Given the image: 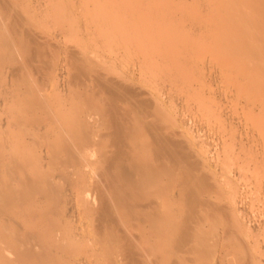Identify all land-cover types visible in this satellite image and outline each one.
<instances>
[{
  "label": "bare ground",
  "instance_id": "1",
  "mask_svg": "<svg viewBox=\"0 0 264 264\" xmlns=\"http://www.w3.org/2000/svg\"><path fill=\"white\" fill-rule=\"evenodd\" d=\"M84 1L85 0H83V2ZM230 1L231 0H229L228 2ZM254 1L251 0V3L254 2L253 4H255L256 0ZM235 3H237V1ZM250 6L251 5H249V7ZM252 7H250L251 10ZM82 9L83 8H81V10ZM254 14L257 16V13ZM261 19L264 20L263 17ZM231 20L234 19L231 18ZM231 25L232 24H230L229 27ZM233 26L234 25H232V27ZM2 28H5V26ZM227 31L230 32V30H225V33H228ZM225 33L222 34L224 36L221 35L222 38L226 36ZM236 33L234 34L236 35ZM230 34L232 33L230 32ZM34 36H29L28 40L24 39L23 41L26 44L21 41V43H23V45H21V48L24 54L20 62L16 61L17 58L13 55L14 51L13 53H11V51L9 50L10 48L4 46L3 39L1 40V37L0 44L2 43L3 47L5 48L1 46L3 49L0 50V52L2 51L3 53L2 57H7L10 61L15 58V61L17 62H15V66H12L10 68L11 74H9L8 72V79L10 78V75L12 76L11 79H16L15 76H17L18 80L21 79V82L23 83L22 86L25 85V87L23 86L22 88L23 93L27 92L29 93V95H32V90L34 89V91H36L35 93L37 94H35L34 97L38 96L39 98H43L46 96H43V91V94L38 92L39 89L36 85L35 80L32 79L33 76L29 78L24 74L25 72L23 73L24 69L26 70V72L31 71V69L28 70L32 67H29V62L33 60L35 61L36 58L42 55L40 43L34 39L36 38V36ZM27 37L28 35L24 38ZM222 40L224 39H221V41ZM234 41L236 40L234 39ZM224 43L220 44V48ZM51 48L52 47H50V49ZM226 49L228 48L226 47ZM247 49L248 48H246V50ZM241 50L242 48L240 49V51ZM50 51H52V49ZM230 51L231 49L227 50L228 53H230ZM234 51L232 50V52ZM47 52H49V50H47ZM219 52L223 53L221 52V50ZM8 53H10L11 55H8ZM74 55L72 53V56ZM70 58H72L73 60V57H69V59ZM82 58L83 56H81V60ZM2 60L4 59L2 58ZM81 60L75 58L72 61L73 63H71L73 67L78 70V73H88L86 74V76L89 75L90 79H92L90 80L93 81L92 89H95L96 93L97 91L103 92H101V94H104L105 103H103L101 107H99L100 103H97L98 107L96 106L95 109L91 108V106L89 108V105L84 104V107H82L85 109L86 107H88L89 109H91V111L88 110L90 111L88 112L87 110H84L85 112L76 113L74 110V114L73 110L69 108H71L72 106L75 107V105H72L70 107L71 104H69V108H67V110L69 109V111L71 110V112L60 113L62 111V107L59 112L55 113L57 108H54L55 110L53 109L54 111L52 110V112L46 111L50 106L48 104V106L46 104H43V110L33 111V108L30 109L32 106H29L32 104L28 103V105H26L23 101L25 99L22 100V98L20 99L17 95L19 100L17 103L16 100L14 103L16 105H13L12 107L14 109H20L23 105L24 107L26 105V107L29 106V109L27 107L28 111L24 112L23 114L20 110H16L14 112L8 111L3 119L0 118V264H100L98 258L102 257L103 255L106 256L108 253H110L109 249L113 244H111V247L109 248V245L107 243L109 241H114V243H117V246L119 245L120 247V249L118 248L120 253L117 249V254L120 255L121 259L116 264H134L146 250L142 248L145 245L143 237L147 238L146 245H148L147 241H150L148 242L149 248L145 246L148 250H150V252L146 250L147 254L148 252L150 253V256L148 255V257L145 255L149 258L147 259L148 261H144V259L141 258L140 261H137L141 262L143 260V262H146V264H256L252 257H248V248L245 245L241 246V242L238 241L240 240V237H248V234H240L239 236L238 234L236 235V232L233 231L234 229H237L236 227L242 225L240 223H237L239 221H242V219L237 221L236 216L237 219H239V214H237L236 212L233 213V211L232 213H229L227 209V207L229 208L231 206V198L226 195V193L229 194L232 189V187L230 186V181H232L233 179L229 180L231 178L229 175H231L232 173L231 168H229L230 171L227 173L226 169H228V167H223L224 169H221L220 163L217 162L218 165L217 163L215 165L216 167L220 166L219 168L221 169V172H218L219 170L217 171L216 169L217 172H213V177H209L207 175L209 172L208 168L210 169L211 167L208 164V161H220L218 159H220V151H222L221 148L223 147V140H220L221 143L219 142L221 148L219 147V149L215 150L213 154L211 152L212 155L205 154L211 149L213 151L212 145V148H210V150L208 151V149H203V147L202 149H200L201 147L196 143L198 150H204L205 152L202 151L201 153L204 156H201L202 154H198L199 151L196 152L197 150L195 149L194 152L197 153V156L199 155V158H195L197 156H195V153L193 155V150L190 146V143L192 141H188V139L190 140L194 136L188 134V136L190 137H186V139H183L187 144L185 145L182 140L177 138L179 137L177 130H169V128L171 127L162 123V121L164 122L165 119L161 120L162 116H158L159 114L153 112V109L154 111L158 110L155 106H158V108L161 107V105H156V103L159 104V100L156 102V99H154V95L153 97L152 94H149V99H146L145 97L143 98L142 93L138 88H135V86L132 85L124 84V80L128 79L129 77H123L124 79L122 80L115 79V77L112 78L109 74H107V72L96 70L97 68L95 66L86 67L84 64H82ZM172 61L175 60L173 59ZM109 65L111 66V64ZM262 65L264 66V63ZM50 66H52V64ZM170 66L167 67L168 70L170 69ZM247 67H249L248 64ZM263 69L264 67L261 70ZM73 70L74 72H76L75 69ZM250 70L253 69L250 68ZM31 74L35 75L34 73ZM27 75L30 76V74ZM166 79H168V77ZM9 82H7V84H9ZM12 82L10 84H12ZM38 82L39 81H37V84ZM144 93L147 95L146 92ZM156 96L158 97L159 95ZM166 96L167 95H165V97ZM6 98L7 96H2L0 101V110L3 108L5 110L8 109ZM3 99H5L6 101H3ZM46 99L47 98H44L43 100L46 101ZM150 99L155 100V105L152 103V101H150ZM167 100L168 97L166 98V101ZM39 101L36 102L35 100L33 104H36ZM95 103L96 102H94V104ZM36 105L39 106V104ZM44 106H46V110L45 108H43ZM37 108L38 107L34 109ZM257 110L259 111L258 107ZM63 111H65V108L63 109ZM161 112L163 111L161 110ZM164 115L165 114H163V116ZM183 129L185 130V128ZM183 132L184 131H182V135ZM259 132L260 131H258V133ZM260 135L262 136L263 134ZM182 138H184V135L182 136ZM263 138L264 135L261 139ZM254 139L256 140V138ZM253 140L251 142L249 140L251 144H244V142L243 144H241V146H238L239 149H242V147L246 148L244 147V145H258V142L256 144L254 142L253 144ZM203 143L205 145L206 142ZM27 144H38V151L37 146L30 148L27 146ZM224 145L227 151V143ZM186 146L191 148L188 149ZM247 148L245 151H247L251 147L248 149ZM235 151V153H231V156H227L228 154H226L225 157L227 156L233 158L235 154L237 155L238 152L237 150ZM239 154L237 155L238 158ZM223 155L221 157H223ZM241 155L243 154L241 153ZM259 155L261 156L262 152ZM90 156L92 157L91 159H89ZM201 157L203 158L200 159ZM238 158L236 159V161L239 160V164H237L238 161L236 162V164L240 169V161H243V158ZM262 159L264 160V158ZM249 162L251 163V161ZM206 165H209L208 168L205 167ZM250 165H252V163ZM257 165L259 166L260 163L258 164L257 162ZM263 166L260 165V167ZM242 168L241 169L244 170V166H242ZM205 169L208 170L207 173L205 172ZM232 169H234L233 171H235V166ZM253 170H255L254 172L257 171L256 169ZM244 171L243 173H241H246L245 175H247L246 170ZM235 172H238V170H236ZM251 172L252 174H254L253 171ZM258 172L256 173L258 174ZM261 174L262 172L259 173V176H256L255 174L254 177H257V179H254L255 181L257 180V182H255L257 183L256 190L259 193L261 192V195H263L262 198H264V176ZM245 175L243 176L244 180L246 177ZM260 175L261 180H258V177L260 179ZM238 176L239 173H237V177ZM228 177L230 178L228 179ZM90 180L91 184L89 183ZM222 192H224L225 195ZM258 192L257 199L259 198ZM221 195H223V197H227L225 198V201L227 200V202L225 203L227 204L221 203V200H224ZM254 196H256V194ZM251 200L253 201V199ZM263 203L264 202H262V204ZM125 216L127 217V219ZM128 216L130 217V220H135L133 222V225L135 222H137V225L142 227V229L144 228L142 233L143 236L140 235L142 230H139L138 232L141 238L135 234L137 232L134 231V233L131 231L132 226H129L131 229L128 227L127 224L129 223V221H125L129 220ZM214 216H219V218L221 219V225L219 227L216 225L218 228L214 230L211 229V232L208 231L209 227L207 229L205 225L208 222V226L209 222L212 218H214ZM132 220L129 223L130 225H132ZM86 221H90V223L92 222L90 224V227L89 225L87 226V228H91L90 233L92 236L90 235V233H88V229L84 228V224ZM242 222H244V220ZM139 226H137V228ZM137 228L135 230H138ZM84 229L87 230L86 232L88 234H85ZM83 235H90V238H92V240L91 242H89L90 239H88L87 243L89 242L90 245L88 243L86 249L84 245L86 244L85 242L87 239L85 237L87 236L83 237L86 240H84L85 242L82 245L84 247L81 246L82 248H84L81 251L84 252L82 254V257L78 253L79 258H77V254H74L75 252L77 253L76 250L78 248L76 249L73 247L78 246L79 242H82V239L79 240V238H82ZM210 237L213 242H210ZM213 238L215 240V243L217 241L221 242L223 240L225 242H230L232 239H234V242L233 244L229 243L231 246H226L227 244L225 243V245L221 244L222 246H219V243L217 242V248L213 249V251H216L217 249L215 257L212 256V252V261H205V259H207L205 257L207 255L206 252L209 251V248L212 247L213 244H215ZM140 240H143L142 243L144 245L139 244ZM235 242L242 247V253L241 256L238 254V258L240 259L236 262L234 261L235 263H233L231 262V258L233 257L232 255L236 250ZM82 243L79 244V247ZM72 248L74 250L76 249L75 252ZM78 250H80V248ZM71 252L74 253H72L73 258ZM69 255L72 259H74L75 256L77 260L70 259ZM80 257L82 259L78 261ZM202 257L205 258L201 259ZM99 259L100 262L103 261L102 258ZM110 260L108 258L107 262L104 259V261L107 262L106 264H108ZM117 260L119 259L117 258ZM143 262L139 264H143ZM114 263L115 261L113 263L111 262V264Z\"/></svg>",
  "mask_w": 264,
  "mask_h": 264
},
{
  "label": "rangeland",
  "instance_id": "2",
  "mask_svg": "<svg viewBox=\"0 0 264 264\" xmlns=\"http://www.w3.org/2000/svg\"><path fill=\"white\" fill-rule=\"evenodd\" d=\"M228 1L229 0H130V1L85 0L83 2V0H1L0 28L4 26L5 28L0 29V37L1 40L3 39L4 46H6L7 48L9 47L11 53H13L14 51L13 55L17 58V60L14 58L12 61H10L9 58L2 57L3 53L2 51L0 52V56H1L0 57L1 58L0 59V92H1L0 97L2 98V96H7L8 98V99L6 98L7 100L6 103H8V109H6L7 111L4 108L0 110V114H1L0 118L3 119L8 113V111L14 112L16 110L17 111L20 110L23 114L24 112L28 111L29 106H32L30 109L33 108V111L34 110L40 111L43 110L42 109L43 104L46 105L48 104L50 106L47 108V110L45 108L46 106L43 107L45 108L46 111L52 112L54 108L55 109L57 108L55 113L59 112L62 107L63 108L60 113L71 112V110L69 111V109H72L73 113L74 110L76 113L85 112L84 110L91 111V109H89L90 106L91 108L95 109L96 106L98 107L97 103H100L99 107H101V105L105 103L104 94L103 95L101 94L102 91H97L96 93L95 89H92L93 81H90L92 79H90L89 75L86 76V74L88 73L86 72V74L83 73L80 74L78 73V70H76V68L73 67L72 65L73 63L72 61L75 58L81 60V56H83L81 62L86 67L95 66L97 68L96 70L98 71L101 70L103 72L105 71L107 72V74L110 75V77L112 78L115 77V79L122 80L124 78L129 77L128 79L124 80L125 81L124 84L132 85L135 86V88H138L139 91L142 93L143 98L145 97L146 99H149L148 95L152 94V96L153 95L155 96L154 99H156V102L159 100V104L156 103V105H161V107L158 108V106H155L159 111L158 110L154 111L153 109V112L159 114L158 116L161 115L162 116L161 120L165 119V121L164 122L162 121V123L164 125L170 126L171 128H169V130L172 131L177 130V133L179 135V137L177 138H179L184 142L185 140L183 139H186V137L187 138L190 137L188 136V134L193 135L195 137L194 138L192 136L193 138H191L190 140L188 139V141H192L190 143V146L192 147L193 155L195 153V156H197L196 152L199 151L198 147L196 146V143L198 146L201 147L200 149H202L203 147V149L206 148L208 149V151L210 150V148L213 147V151L211 149L209 152L205 153L206 155H210L211 152L213 154L215 150L219 149L220 143L223 140L222 141L223 147L222 148L220 147L223 152L220 151L221 149L219 150L220 159L218 160L220 161H216V162L213 161L214 163L212 161H208V164L211 167L209 169L208 168L209 165L205 166L209 170L207 175L209 177L211 176L213 177L214 175L213 172L216 173L218 170H219L218 172H221V169H224L225 167H228V169H226L227 173L230 171L229 168H231L232 173L234 172L233 174L235 175L231 173V175H229L231 178L228 177V179L230 178L229 180L233 179L232 181H234V182L230 181L231 182L230 186L232 187V189L229 194L226 193V195H228V197L231 198L230 204L233 208L231 206L228 208L227 207L228 205L226 207L229 213H232L233 211V213L236 212L237 214H239L238 215L239 219H237L236 216L237 221L242 219V221L244 220V222L242 221L237 222L242 225L238 226L239 228L236 227L237 229H234L233 231L236 232L235 234L236 235L238 234L239 236L240 234L241 235L248 234V237H244V236H243L244 238L240 237V240L238 241L241 242L240 243L241 246L245 245L248 248V257H252V259L256 262V264H264V218H263L264 203L262 204V202H264V198H262L263 195H261V192L259 193L256 190L257 183L255 182H257V180L255 181L254 179V178L257 179V177H254V175L256 174V176H259V173L261 172H262L261 175L264 176V168H263L264 162H262L264 161L262 159L264 158V143H263L264 138L261 139L264 135V130H262L264 129V69L261 70L264 67L262 65L264 63V50H263L264 20L261 19L262 17L264 19V14H262L264 13V0H256L255 4H253L255 2L254 0H253L254 2L252 3L251 0H245V1L236 0L237 3H235L236 2L235 0L234 1L231 0L230 2ZM249 5H251L250 7H252L253 5L252 10L249 7ZM80 7L83 9L81 10ZM247 8L248 10L250 8V10L248 11ZM254 13H257V16ZM231 18L234 20H231ZM257 20L258 23L261 20L263 22L261 21L258 24ZM229 23L234 26L232 27L231 25L229 27L230 25ZM7 24L10 26H8ZM225 30H230L232 34H230L229 31H227L229 34L225 33ZM25 32H28L30 34ZM223 33H225L226 36L222 38L221 35ZM234 33H236V35ZM27 35L28 37L24 38ZM31 35L33 36L35 35L36 38L34 39L40 43V49L42 51V55L36 58L35 61L33 60L34 62L31 61L29 62L30 64L28 63L29 67L32 66L31 68L28 69V70L31 69V71L26 72V70L24 69L23 73L25 72L24 74L29 78L33 76L32 79H34L36 82V85L39 89L38 92H40L41 94H43L44 92L43 96L44 95L46 96L43 98H39L38 96L34 97L36 94L35 93L36 91H34V89L32 90L33 93V94L31 93L32 95H29V93L27 92L23 93L22 88L23 86L25 87V85L22 86L23 83L21 82V79L18 80L17 76H15L17 80L15 78L11 79L12 76L10 75L9 79L11 80H9L8 79L9 76H7L11 74L10 68L12 66H15L18 61L20 62V60H22L24 52L22 51L21 45L25 43L23 40L24 39L28 40L29 36ZM221 39L224 40L221 41ZM234 39L236 41H234ZM21 41H23V43H21ZM220 41L222 43L225 42L221 48H220L221 46L220 44L222 43ZM3 44L1 43L0 47L1 46L3 47ZM225 46L229 50L231 49L230 53H228L229 51L227 52L228 49H226ZM2 47L0 48V50L5 48ZM50 47H52L51 48L52 51H50L51 50ZM240 47L242 48L241 51H240L241 49ZM246 48L248 49L246 50ZM69 49L72 51H70ZM47 50H49V52H47ZM220 50L223 53H220L219 52ZM232 50L235 51L232 52ZM72 53L73 55L75 53V55L72 56ZM8 55L11 54L8 53ZM69 57H73V60L72 58L69 59ZM2 58L4 60H2ZM173 59L175 61H172ZM35 64L38 68L35 66ZM51 64L52 66H50ZM99 64L101 67L99 66ZM109 64H111V66ZM247 64L253 70H250V68L247 67ZM139 66L142 67V70L141 67ZM168 66H170L169 70L167 69ZM73 69H75L76 72H74ZM31 73H34L35 75ZM45 73L48 74L46 75ZM27 74H30V76H28ZM247 75H249L250 77ZM83 77L84 78L86 77L85 78L86 80ZM167 77L168 79H166ZM6 81L7 82L10 81L9 84L13 81L12 82L13 85L7 84ZM37 81H39L38 84ZM239 81L242 83H240ZM20 91L22 92L23 95L21 94ZM142 91L146 92L147 95ZM24 94L25 96L27 95L28 96L25 97ZM164 94L167 96L165 97ZM17 95L19 96L20 99L21 98L22 100L25 99L23 101L25 102L26 105H28V103L32 105L27 106L28 107L27 109L26 105L24 107L23 105L24 102H23L22 104L23 106L20 109H14L12 106L16 105L14 104L16 100H17L16 103L19 100ZM156 95L159 96L157 97ZM167 97L168 100L166 101ZM44 98H47L48 100L46 99V101H44L43 100ZM154 99H150V101H152V103L155 105ZM6 100L3 99V101ZM35 100L36 102L39 101L38 103L35 102L36 104H39V106L33 104ZM94 102L96 103L94 104ZM69 104H71L70 107L72 105H75V107L72 106L71 108H69ZM84 104L89 105V108L88 107H86V109L83 108ZM35 106L38 108L34 109L36 108ZM257 107L259 111L257 110ZM64 108L66 112L63 111ZM67 108L69 109L67 110ZM161 110L164 113L161 112ZM254 111L255 112L258 111V112L255 113ZM162 113L165 115L163 116ZM182 127L185 128V130ZM182 131H184L183 132L184 138H182L183 136ZM258 131L260 132L258 133ZM260 134L263 135L261 136ZM253 137L256 138V140ZM249 140L250 142L253 140V144L254 142L255 144L258 142L257 143L258 145L251 146ZM203 142H206L205 145ZM184 143L185 145H187L186 142ZM226 143H227L226 145L227 151L224 147L225 146L224 144ZM243 143L244 144L250 143L248 145L249 147L247 145H244V147L246 148L253 147L254 149L247 148L248 149L247 151H245L246 148L243 147L242 149L244 150L239 149L238 146H241V144ZM38 144H32L33 146L31 144H27V146L33 148L35 146L38 147ZM186 147L188 149L191 148L188 146ZM38 149L39 147L37 148V151ZM195 149L197 150L196 152H194ZM234 149L238 151L237 155L240 153L239 158L236 154L233 158L227 157V156H231V153L233 152ZM235 150L233 153L236 152ZM202 151H199L198 154L200 153L201 155ZM261 152L262 155L260 156L259 154H261ZM241 153L243 155H241ZM221 154L223 155V157H221L222 156ZM226 154L228 155L225 157ZM198 156L195 158H199ZM201 156L204 155L202 154ZM91 158L92 157L90 156L89 159ZM202 158L203 157H201L200 159ZM237 158L238 159L243 158L242 159L243 161H240L241 163L240 167L242 168V166H244V170H246L247 175H245L246 173L242 174L244 171L242 170L243 168L242 169L238 168L239 166H237V164H239V160H237L238 161L237 162L236 161ZM247 160L251 161L252 165H250L251 163ZM256 161L258 162V164L260 163V165H262L263 167H260V165L258 166ZM260 161L262 162V164ZM217 162L220 163L221 167L220 166L219 167L221 169L218 166L216 167L215 164ZM223 162L225 165L223 164ZM242 162L244 163V165ZM229 166H233V167H229ZM234 166H235V171L238 170V172L233 171L234 169L232 168H234ZM253 169H256L257 170L256 172L259 171L258 174L254 172L255 170ZM208 170H206L205 172L207 173ZM250 170L253 171L254 174H252ZM248 172H250L251 174ZM237 173H239L238 177H237ZM244 175L246 176L245 180L243 177ZM261 175H260V179L258 177V180H261ZM89 183L91 184V180L89 181ZM257 192L259 194V198H258L259 200L257 199L258 197ZM222 193L224 194V192ZM254 193L256 194V196H254L255 195ZM248 195L251 199H253V201L248 197ZM221 197L224 198V200H221L222 202L220 201L222 204L227 202V200L225 201V198H227L226 196L223 197V195H221ZM245 199L247 200V202ZM128 218L129 220H125V219L124 220L129 221L130 223L132 219L130 220L129 216ZM134 221L135 220L133 219L131 222L132 225H130L128 222L126 223H128L127 224L128 227L132 226V229L129 227L131 231L137 232L134 233L141 238L140 235H142L144 228L142 229V227L137 225L138 224L137 222H135L136 225L135 223L133 225ZM220 221L221 219L219 218V216H214V218H212L210 221L211 223L209 222L207 226L208 223L207 222L205 227L207 229L209 227L208 231L212 232V230L217 229L221 225ZM87 222L88 221L85 222L84 228L88 229V233H90L91 228H87V226L89 225L90 227V224L92 222L90 223L89 221L88 222L89 224ZM137 226H139L140 228L139 227L137 228ZM136 228L138 230H135ZM86 229H84L85 234L87 233ZM139 230L140 231L142 230L140 235L138 234ZM235 230H237L238 232ZM90 235L88 236L83 235L82 238H79V240L82 239L81 241L83 243L79 242V244L82 243L80 247L78 244V246H74L73 248L76 249L80 248V250L75 249L77 251L76 253L75 250L72 248L75 254L71 252V255L72 253L74 255L77 254L76 257L79 258V254H80V256L82 257V254L84 252L81 251L84 249L82 247L85 246L86 248V246H88V243L91 242L92 240V238H90L92 235L91 236ZM84 236L88 237V238L85 237L87 240L83 238ZM143 238L145 245L142 243L143 240H140L139 244L144 245L143 247L142 246L140 247L144 248V250L145 249L148 250L145 246L149 248L148 242L150 241L148 240L147 241L148 245H146L147 238L145 237ZM88 239L90 240L87 243ZM84 240H86V242ZM231 241L225 242L223 240L221 242L220 241L217 242L219 243V246L221 244L222 245L227 244L226 246H228L230 244H233L234 239H232ZM84 242L86 244L82 246ZM111 242L110 241L107 242L109 245L108 247L110 248L111 247L110 245L113 244L114 247L113 245L112 247L114 249L112 247H111L112 249L111 248L109 249L108 247L107 248L110 250V253L112 252L113 254L111 253L110 255V253H108L107 254L108 256L103 255L102 257H99L102 258L103 260L102 262L104 264L108 262V258L109 260L112 258L109 262L110 264L111 262L113 263L114 261H115L114 264H116L121 259L120 255L117 254V249L118 248L120 249L119 245L117 246V243H114V241ZM210 242H213L211 240V237H210ZM217 242L215 243L214 240L215 244H213L212 247L209 248V251L206 252L207 255L205 257L207 259H205V261L207 260L211 262L213 259L212 256L215 257V254L217 253L216 252L217 249L216 251L214 250L215 252L213 251V249L217 248L218 245ZM236 246L238 247V249ZM236 246H235L236 250L234 249L235 252L232 255L233 257L231 258L232 259L231 262L233 263H235L237 260L240 259L238 258L239 257L238 254L241 256L242 253L241 251L242 247L237 243ZM119 249L118 252L120 253ZM146 250L144 254L140 257L141 259H144V261H148L147 259H149L148 257L150 256L149 253L150 250H148L149 251L148 254ZM145 255L146 256L149 255V256L146 257ZM76 257L74 256V259H72L73 258L72 255V258L70 256V259L75 260ZM81 257L80 259H78V261L82 259ZM99 258L98 261L101 264L102 262H100ZM117 258L119 260H117ZM140 258L137 260L140 261L141 260ZM204 258L202 257L201 259ZM104 259L107 262L104 261ZM137 260H136L137 263L135 262L134 264H139L143 262V260L141 262ZM143 264H146V262H143Z\"/></svg>",
  "mask_w": 264,
  "mask_h": 264
}]
</instances>
